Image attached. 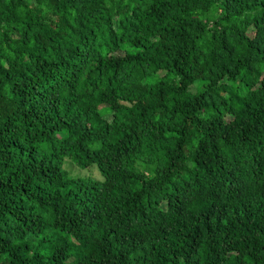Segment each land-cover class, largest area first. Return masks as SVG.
<instances>
[{
  "label": "trees",
  "instance_id": "trees-1",
  "mask_svg": "<svg viewBox=\"0 0 264 264\" xmlns=\"http://www.w3.org/2000/svg\"><path fill=\"white\" fill-rule=\"evenodd\" d=\"M0 264H264V0H0Z\"/></svg>",
  "mask_w": 264,
  "mask_h": 264
},
{
  "label": "rangeland",
  "instance_id": "rangeland-1",
  "mask_svg": "<svg viewBox=\"0 0 264 264\" xmlns=\"http://www.w3.org/2000/svg\"><path fill=\"white\" fill-rule=\"evenodd\" d=\"M109 119V116L107 117ZM67 167L69 168V170L71 171V174H79V175H90L94 178H99L97 172L95 171V169H92L91 172L87 171V170H78L76 166L68 163Z\"/></svg>",
  "mask_w": 264,
  "mask_h": 264
}]
</instances>
